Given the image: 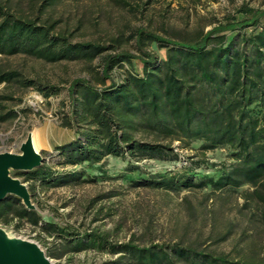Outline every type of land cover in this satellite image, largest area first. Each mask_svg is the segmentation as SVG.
<instances>
[{"label": "trees", "instance_id": "1", "mask_svg": "<svg viewBox=\"0 0 264 264\" xmlns=\"http://www.w3.org/2000/svg\"><path fill=\"white\" fill-rule=\"evenodd\" d=\"M46 10L61 0H38ZM124 2V1H122ZM239 17L218 23L192 39L173 40L144 27L135 31L139 55L108 52L109 46L91 41H74L71 33L57 29L55 21L39 14L29 16L16 11L12 0H0V54L25 53L48 62L87 60L100 57L101 74L136 57L142 74L126 72L119 82L93 88L86 80L74 79L69 88L75 119L85 127H75L76 137L55 146L57 164L77 165L100 162L107 155L135 159L177 160L178 147L189 148L200 141L204 153L229 147L233 160L216 177L200 175L202 161L180 173L155 174L138 181L165 190L210 187V193L252 188L242 192L244 208H261L264 226V9L242 4ZM251 29L249 32L246 29ZM156 42L166 48L164 59L146 50L144 44ZM17 71L0 69V84L18 79ZM49 97L56 86L34 80L24 81ZM16 115L10 109L2 119ZM143 137H137L138 133ZM145 135V136H144ZM43 153H49L43 150ZM32 201L36 202V183L42 187L70 185L83 180L81 170L57 171L44 163L25 173ZM0 224L20 229L26 224L53 236L56 251L47 254L61 258L66 254L97 248L112 256L98 264H264V256L229 259L196 247L132 241L114 242L97 231L73 232L46 221L36 209H28L15 195L0 202Z\"/></svg>", "mask_w": 264, "mask_h": 264}, {"label": "rangeland", "instance_id": "2", "mask_svg": "<svg viewBox=\"0 0 264 264\" xmlns=\"http://www.w3.org/2000/svg\"><path fill=\"white\" fill-rule=\"evenodd\" d=\"M38 2L12 0V5L20 13L34 17L39 14L41 21H55L57 29L70 32L74 41L96 42L109 46L108 52H128L135 56L140 54L135 38L138 27L169 39L188 40L218 23L239 17L237 9L242 4L264 9V0H61L46 10H39ZM259 23L264 25V16ZM143 46L158 59L165 58L166 48L156 42ZM0 69L20 74L18 79L0 84V152L20 153L21 143L31 135L44 163L59 172L81 170L84 173L83 180L70 185L47 188L36 183L33 203L44 220L68 231L105 233L114 242L179 243L215 255L227 254L232 260L264 256L262 210L255 207L251 215V209L243 205L242 192L251 190L250 185L210 193L208 186L165 190L137 184L155 174L190 171L199 161L203 165L196 168V173L216 178L233 162L229 147L202 153L198 149L200 141L192 142L189 148L178 147L175 141L177 160L107 155L95 163L57 164L55 146L73 140L77 135L75 127H85L72 113L69 88L72 80L83 79L93 88H101L119 82L126 72L141 75L142 64L138 58L114 67L108 78L101 74L100 57L90 61L48 62L25 53L0 54ZM27 80L56 86L58 91L45 104L30 106L29 95L37 89L26 86ZM10 109L16 115L2 119ZM142 135L140 132L137 137ZM44 145L49 147V153L42 152ZM25 173L11 170V175L27 186L34 184L26 181ZM0 226L11 237L37 242L46 254L58 249L59 240L43 232L41 242L35 238L39 230L30 224L20 229ZM111 256L93 248L61 258L49 257L53 264H98Z\"/></svg>", "mask_w": 264, "mask_h": 264}, {"label": "water", "instance_id": "3", "mask_svg": "<svg viewBox=\"0 0 264 264\" xmlns=\"http://www.w3.org/2000/svg\"><path fill=\"white\" fill-rule=\"evenodd\" d=\"M20 153L0 152V202L8 195L19 197L28 209H38L33 203L28 186L11 175V170L30 171L44 164L29 135L20 145ZM0 264H53L44 249L35 241L11 237L0 226Z\"/></svg>", "mask_w": 264, "mask_h": 264}, {"label": "built area", "instance_id": "4", "mask_svg": "<svg viewBox=\"0 0 264 264\" xmlns=\"http://www.w3.org/2000/svg\"><path fill=\"white\" fill-rule=\"evenodd\" d=\"M49 97L45 96L42 92L39 90H34L30 95H29V101L28 104L30 106H35V105H43L48 101Z\"/></svg>", "mask_w": 264, "mask_h": 264}, {"label": "crops", "instance_id": "5", "mask_svg": "<svg viewBox=\"0 0 264 264\" xmlns=\"http://www.w3.org/2000/svg\"><path fill=\"white\" fill-rule=\"evenodd\" d=\"M43 150H49V147L47 145H44V147H42Z\"/></svg>", "mask_w": 264, "mask_h": 264}, {"label": "bare ground", "instance_id": "6", "mask_svg": "<svg viewBox=\"0 0 264 264\" xmlns=\"http://www.w3.org/2000/svg\"><path fill=\"white\" fill-rule=\"evenodd\" d=\"M36 138V137H35ZM34 147H35V144H34ZM35 149H36V147H35Z\"/></svg>", "mask_w": 264, "mask_h": 264}]
</instances>
